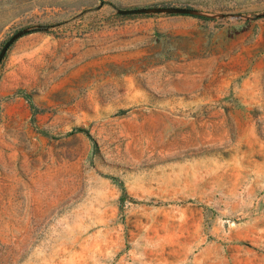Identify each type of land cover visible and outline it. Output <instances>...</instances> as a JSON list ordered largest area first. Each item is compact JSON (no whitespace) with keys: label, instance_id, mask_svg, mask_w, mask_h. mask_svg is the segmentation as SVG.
<instances>
[{"label":"rangeland","instance_id":"obj_1","mask_svg":"<svg viewBox=\"0 0 264 264\" xmlns=\"http://www.w3.org/2000/svg\"><path fill=\"white\" fill-rule=\"evenodd\" d=\"M0 264H264V0H0Z\"/></svg>","mask_w":264,"mask_h":264}]
</instances>
